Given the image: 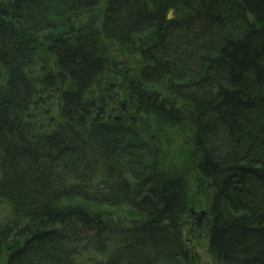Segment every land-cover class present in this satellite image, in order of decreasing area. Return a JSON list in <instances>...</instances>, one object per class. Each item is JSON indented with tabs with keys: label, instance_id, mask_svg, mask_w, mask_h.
<instances>
[{
	"label": "trees",
	"instance_id": "1",
	"mask_svg": "<svg viewBox=\"0 0 264 264\" xmlns=\"http://www.w3.org/2000/svg\"><path fill=\"white\" fill-rule=\"evenodd\" d=\"M112 71L188 132L214 263L264 264V0H0V264H195L182 171L93 96Z\"/></svg>",
	"mask_w": 264,
	"mask_h": 264
},
{
	"label": "rangeland",
	"instance_id": "2",
	"mask_svg": "<svg viewBox=\"0 0 264 264\" xmlns=\"http://www.w3.org/2000/svg\"><path fill=\"white\" fill-rule=\"evenodd\" d=\"M11 0H1L3 3H8ZM101 11L95 13V15H82L78 19L76 18V24L78 25H86L91 22L96 25V21L101 19L100 17ZM176 16L172 17L174 19ZM111 49V48H110ZM116 55L119 56V60L122 63L128 64L129 68H133L137 62L133 60V57L129 56V54L122 53L120 50L116 48L114 50ZM113 56V55H112ZM43 65H46L43 63ZM52 65V63H50ZM47 69H51L48 65ZM35 72H40L41 77H43L45 70L41 69L39 65ZM108 69H113V67H109ZM113 73H108L109 80L103 84V86L98 85L94 88L93 96L100 98L105 97V95L112 94L113 95V103H110L105 109L106 113L111 117V119L116 120H127V123L134 125L137 130L142 131L143 134L152 139L158 147H160L163 152L167 150V158L166 162L170 166H174L175 168L182 171L187 184L189 185V194L188 201H190L191 205L189 206L188 213L184 220V240L187 243L188 247L191 249L194 258L195 264H215L211 256L209 255V243L208 237L206 233V219L208 218L207 212V204L208 198L205 192L200 191V186L203 184L197 178V172L192 167L191 155L188 150L191 146V141L189 138V134L186 130H182L179 128H169L166 126H162V124L158 125L153 117L147 116L144 114H137L136 110L130 105L129 99L126 100L124 94L121 93V77L124 73L122 70L120 75ZM59 91L60 87L56 92H50L47 95L48 109H52L51 117L55 119V114H57L58 104H59ZM121 98L118 97L120 95ZM170 151V152H169ZM169 152V153H168ZM113 214V218L116 220L123 221L126 223H130L129 219L124 217L122 211H110ZM8 216L7 209L0 205V221L3 217ZM93 256H90V258ZM102 257L96 258L94 260H100ZM104 260V259H103ZM89 264L93 262L88 261Z\"/></svg>",
	"mask_w": 264,
	"mask_h": 264
},
{
	"label": "bare ground",
	"instance_id": "3",
	"mask_svg": "<svg viewBox=\"0 0 264 264\" xmlns=\"http://www.w3.org/2000/svg\"><path fill=\"white\" fill-rule=\"evenodd\" d=\"M172 13H173V12H172ZM169 15H170V13H169ZM173 16H174V13H173ZM173 16H172V17H173ZM168 18H169V16H168ZM169 19L172 20V18H169ZM114 50H115V49H114ZM114 50H113V51H114ZM112 55H113V54H112ZM112 55H111V57H112ZM159 148H160V147H159ZM160 149H161V148H160ZM161 150H162V149H161ZM162 151H163V150H162ZM164 152H167V150L164 151ZM169 152H170V151H169ZM169 152H168V153H169ZM200 191H201V192H206V194H207L206 188H205V186H203V185L200 186ZM205 227H206V226H205ZM206 233H207V227H206Z\"/></svg>",
	"mask_w": 264,
	"mask_h": 264
},
{
	"label": "water",
	"instance_id": "4",
	"mask_svg": "<svg viewBox=\"0 0 264 264\" xmlns=\"http://www.w3.org/2000/svg\"><path fill=\"white\" fill-rule=\"evenodd\" d=\"M172 16H173V13L171 12L170 15H169V18H172Z\"/></svg>",
	"mask_w": 264,
	"mask_h": 264
}]
</instances>
